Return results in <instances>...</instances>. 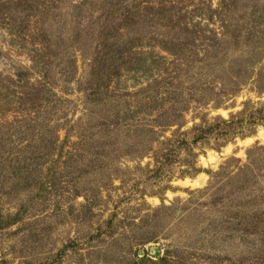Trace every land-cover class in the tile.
<instances>
[{"label": "rangeland", "instance_id": "1", "mask_svg": "<svg viewBox=\"0 0 264 264\" xmlns=\"http://www.w3.org/2000/svg\"><path fill=\"white\" fill-rule=\"evenodd\" d=\"M125 6L134 10L132 19L116 11ZM161 8L196 26L195 43L180 37L179 59L160 46L170 28L159 20ZM111 9L112 25L102 37ZM43 37L54 52L45 57L53 66L50 81L40 63L42 48L33 51L38 61L32 57L34 40ZM107 43L114 52L106 53ZM98 52L106 53L119 75L104 79L106 92L93 94L89 80L90 88L102 80L93 73ZM170 62L183 68L180 93L200 99V107L192 104L180 119L183 131L203 115L229 119L248 102L250 110L264 104L258 91L264 88V0H0V221L14 220L6 228L0 222V264H133L124 242L111 248L103 225L117 213L118 220L141 226L145 215L172 204L174 211L159 210L161 233L137 250L138 257L264 264L263 201L232 203L222 217L207 210L217 195L212 209L235 189L247 196L250 187L238 188L229 177L249 163V151L260 167L253 166L251 185L264 190V124H246L223 144L211 140L184 176L178 169L187 167L179 162L156 177L150 155H126L129 142L138 140L134 129L141 127L130 111L142 102L128 92L141 95L155 80L174 77L177 71L166 70H174ZM35 86L45 94L39 103ZM153 89L161 92L158 85ZM175 128L159 129L158 138Z\"/></svg>", "mask_w": 264, "mask_h": 264}, {"label": "trees", "instance_id": "2", "mask_svg": "<svg viewBox=\"0 0 264 264\" xmlns=\"http://www.w3.org/2000/svg\"><path fill=\"white\" fill-rule=\"evenodd\" d=\"M161 9L164 10L161 12L159 20L166 23L165 25L170 26V28H168V30L166 31L167 34L163 36V38H161V41L159 42L160 46H162V48L168 53L177 56L176 58L179 59V57L181 56L179 49L182 47L180 45V37L182 35H186L188 41L192 40L193 43H195V35L197 32L195 31L196 26L194 25L192 29L185 20L183 22H180L179 20L175 19L174 15L172 16L171 13L164 15L167 9ZM116 11L119 13L120 18L123 20L129 19L131 17V14L133 15L134 13V10L130 8V6L121 7V9L117 8ZM116 11L114 10V13ZM111 12L112 9L109 10L106 14V19L104 21L102 31L100 33L102 37L107 33V31L110 30L109 28L112 25L108 24ZM102 37L100 36V40L102 39ZM32 39L34 40L35 38ZM41 39H43L42 42L40 41L41 44L34 40L35 46L32 48V53L34 56L32 57L35 61H38L36 53H34L33 51L36 47L40 48V51L42 48L40 63H44V65L48 67L47 70H44V79H46V81H50L49 67L53 66L50 61L45 59V57L46 55L48 56V58L53 57L54 52H52L53 50L46 44V40L44 39V37ZM32 42L33 41H31V43ZM103 48L106 49V53H110V50L114 52L113 44H104ZM122 52L123 51L120 52V55L122 54ZM106 53L98 52V55L96 56V59H94L93 62L94 67H96L93 73H96L97 77L102 78V80L99 81L97 85H93V88H90L91 81L89 80L88 89L93 90V94H98L102 91L106 92V87H108V81H105L104 79L108 80V77L112 78L119 75V68H117V66L114 67L111 64H107ZM101 58H103V60H101ZM97 59H99V61H97ZM187 63V66L189 67L192 61L189 62L187 60ZM169 65H172L174 67V70L167 67L166 70L168 74H171V70L172 72L177 71V73H175V76L171 77V79H165L164 81L155 80L154 83L149 84L144 89H142L141 95H139V91L128 92L131 93L130 97L134 98L135 95L138 100L139 98H141L142 102L136 101L135 110L130 111L133 124H135L136 126L139 125L141 127L134 129L138 140L136 142H129V146L127 147L129 148V152L126 155L136 154L137 156L138 153H141L142 155H150V157H152L153 161L157 165L155 170L156 177H160L159 172L165 171V169H172V165L177 162H179L180 165H186V170L178 169V173L181 176H184V174L189 169H193L195 167L196 160L199 155L198 151L205 149V147H208L210 145L211 140L219 141L221 144H223L228 142L229 140H232V138L235 137V135L238 134L239 131L244 130L246 124H253L255 128L260 124H264V104H260L257 106V108H252V110H250L249 107L251 103L248 102L245 104V107L242 111L238 112L235 115H231L229 119H224L219 116L208 120L205 118V115H203L199 124H195L191 129L187 131H183L182 127L184 126V124L180 119H182L185 113L189 111V108L192 104L196 105V107H200V99L193 92L187 98L180 93V91L182 90V85L184 84L182 82L183 75H181V71L183 70V68L179 70L181 66V64L179 63L176 64L174 62H170ZM154 68L156 67L152 66V70ZM178 78L180 79L176 81V79ZM157 85L160 87L161 92L155 91L153 89L156 88ZM32 90H34L35 92L34 99L38 103L40 101V98L44 99L45 94L41 93L43 91L42 86H35V88L33 87ZM258 91L262 93L264 92V88L258 89ZM164 92L166 93V96H164ZM219 104H216V106L218 107ZM178 109L179 114H177ZM138 118H140V121H138ZM137 122H140V124ZM174 126L176 128L173 130L170 136L164 137L163 139L158 138L157 134L159 129L162 130V134L163 132H165V130H168ZM248 133L249 132H246L242 136H245ZM138 135L140 136V138L138 137ZM116 138L117 136H115V140ZM155 144L157 148H154ZM248 159L250 161L245 167L240 168L237 174L233 175L232 177H229V180H231L232 184L238 183V188L250 187L249 193L245 194L247 196L240 197L239 195L244 194H236L235 189L234 192L229 193V199L224 200L221 205L217 204V209H212L210 207L220 201L221 197L220 195H217L214 200L212 199L213 202L207 208L208 211H216L215 214L222 217L219 214L221 213V210H227V208L232 203H236L238 204V206H243L246 204L252 205L253 203L258 204L257 201L259 200L264 202V190H262V188H260L261 190H259L257 184H254L252 186L251 179L249 178V174H251L253 166L260 170V167H258L257 165L258 161L253 159L252 151L248 152ZM152 172H154V169L147 171V173ZM168 175L169 178L173 176H171L170 174ZM215 176L217 177L219 176V174H212V177ZM261 176L264 175L262 174ZM151 177H146L144 182L146 183L149 179H152ZM211 181H213V179ZM137 182H139V180ZM209 187L211 189L214 188L213 182H210ZM131 192H133V190ZM203 192L207 193L208 188L205 189ZM145 193L146 191L143 190L139 193V196H141L142 198ZM154 193L155 192H148V194L150 195ZM174 206L173 204L170 206L163 205L160 208L156 209L157 211H154L150 215H145L144 218L146 219V221H144V225L141 226L140 224H136L134 222H128L125 218L118 220L117 213H114L110 217V221L103 225V227L105 228L104 233L108 235L110 234V238L112 239V242L110 244L111 248L112 246H115L118 242H124V245L127 248L126 254H133L134 256L133 264H178L177 262H173L174 260L171 261L167 257H161L157 260H152L147 256L138 257L137 252L138 249L144 247L145 245L151 242H155L158 239V233H161V229L159 228V214L161 212H159V210L164 209L174 211ZM181 210L186 209L182 208ZM193 210L194 209H192L191 212ZM13 221V219L7 221L1 220V228L8 227L9 225L14 223ZM100 234H102V232H100Z\"/></svg>", "mask_w": 264, "mask_h": 264}, {"label": "bare ground", "instance_id": "3", "mask_svg": "<svg viewBox=\"0 0 264 264\" xmlns=\"http://www.w3.org/2000/svg\"><path fill=\"white\" fill-rule=\"evenodd\" d=\"M211 159V158H210ZM211 161V160H210ZM186 183V182H185ZM195 185H197V182H194Z\"/></svg>", "mask_w": 264, "mask_h": 264}]
</instances>
